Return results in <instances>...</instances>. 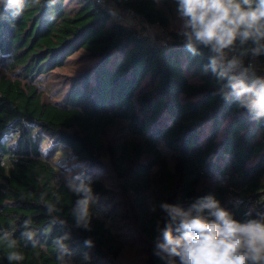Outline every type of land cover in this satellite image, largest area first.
I'll return each mask as SVG.
<instances>
[{
	"label": "trees",
	"instance_id": "trees-1",
	"mask_svg": "<svg viewBox=\"0 0 264 264\" xmlns=\"http://www.w3.org/2000/svg\"><path fill=\"white\" fill-rule=\"evenodd\" d=\"M108 1L0 0V264H180L160 247L170 222L160 205L187 211L207 195L241 223L264 221V116L240 106L209 47H187L176 0ZM113 8L171 38L157 42ZM252 47L235 51L264 62ZM79 51L90 63L55 100L44 77ZM64 145L87 162L80 175L56 163ZM94 171L105 178L81 179ZM81 183L92 189L87 227Z\"/></svg>",
	"mask_w": 264,
	"mask_h": 264
},
{
	"label": "clouds",
	"instance_id": "clouds-1",
	"mask_svg": "<svg viewBox=\"0 0 264 264\" xmlns=\"http://www.w3.org/2000/svg\"><path fill=\"white\" fill-rule=\"evenodd\" d=\"M17 2L11 0L12 4ZM176 3L184 20L187 47L194 49L195 44L209 47L215 54L210 67L213 71L221 69V77H229L240 106L258 109V115L264 116V78L255 77L247 82L244 74L248 69L229 76L242 60L227 59V53L235 51L237 43L255 45L250 49L253 55L264 52V0H176ZM75 191L85 194L78 202L77 223L87 227L92 189L81 183ZM160 207L170 217L163 230L165 243L160 247L179 257L180 264H264V221H237L213 195L199 198L187 211L166 202ZM175 222L179 235L174 237ZM9 259L21 257L12 253Z\"/></svg>",
	"mask_w": 264,
	"mask_h": 264
},
{
	"label": "rangeland",
	"instance_id": "rangeland-1",
	"mask_svg": "<svg viewBox=\"0 0 264 264\" xmlns=\"http://www.w3.org/2000/svg\"><path fill=\"white\" fill-rule=\"evenodd\" d=\"M112 8V7H111ZM113 19H118V12L117 8H113ZM131 14V15H130ZM181 21L180 24H184L183 18L179 15ZM122 21L129 26H133L139 29V31L146 35L150 36L151 38L157 40L159 43H167L168 40L171 38V29L170 28H164L162 26H159V24H151L148 21L144 20L143 17H140L139 15L134 13H126V16ZM175 30H178L177 27H179V22L173 24ZM184 29H180L179 31H183ZM178 31V32H179ZM185 39L187 40V37L185 36ZM231 52L227 53V59L230 60ZM88 58L85 54H83L81 51L77 52L75 56L70 57L65 65L60 69L59 74H49V76L44 77V81L48 83H52V94H55L54 99H60L63 92L65 91L66 82L67 79L66 75H73L76 74L78 71L84 69L86 66L89 65V61H87ZM36 133L37 128L34 129ZM42 149L44 153H48V151L51 149V147L54 145V139L46 134L42 133ZM62 146V145H61ZM59 146V147H61ZM66 147L60 148L55 155L56 163L61 165V168L64 171V177H71L74 175H80L81 170L85 168L87 165L86 161H81L76 159L75 156H73L72 152L69 151L70 149L67 147V145H64ZM104 174V173H103ZM100 172L94 171L93 174H86L84 176H81V179L84 180H90V179H96L97 177L105 178V174L103 175ZM106 185L108 187L114 188L116 186L115 180L111 177H108L106 179ZM134 256L133 252L128 251L127 254L124 256L123 260L127 261L130 260ZM136 258V256H135Z\"/></svg>",
	"mask_w": 264,
	"mask_h": 264
},
{
	"label": "built area",
	"instance_id": "built-area-1",
	"mask_svg": "<svg viewBox=\"0 0 264 264\" xmlns=\"http://www.w3.org/2000/svg\"><path fill=\"white\" fill-rule=\"evenodd\" d=\"M99 4L110 7L111 4L108 0H96ZM118 12V19L122 20L126 16V13H134L130 8H120L117 9ZM230 59L233 57H238L242 60V64L237 67L236 69H233L236 73H244L245 69H248V72L244 74L245 79H253L255 77L264 78V62L258 61L256 58H246L245 56H241V54L237 51H231Z\"/></svg>",
	"mask_w": 264,
	"mask_h": 264
},
{
	"label": "bare ground",
	"instance_id": "bare-ground-1",
	"mask_svg": "<svg viewBox=\"0 0 264 264\" xmlns=\"http://www.w3.org/2000/svg\"><path fill=\"white\" fill-rule=\"evenodd\" d=\"M131 15V14H130Z\"/></svg>",
	"mask_w": 264,
	"mask_h": 264
}]
</instances>
